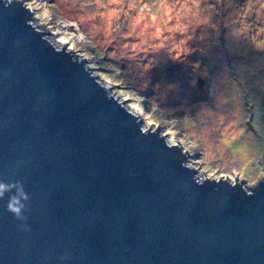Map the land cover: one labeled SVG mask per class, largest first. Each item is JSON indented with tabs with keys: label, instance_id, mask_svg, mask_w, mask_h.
Segmentation results:
<instances>
[{
	"label": "water",
	"instance_id": "95a60500",
	"mask_svg": "<svg viewBox=\"0 0 264 264\" xmlns=\"http://www.w3.org/2000/svg\"><path fill=\"white\" fill-rule=\"evenodd\" d=\"M0 0V264H264V177L201 179L187 153ZM77 57V55H76Z\"/></svg>",
	"mask_w": 264,
	"mask_h": 264
},
{
	"label": "rangeland",
	"instance_id": "374dc122",
	"mask_svg": "<svg viewBox=\"0 0 264 264\" xmlns=\"http://www.w3.org/2000/svg\"><path fill=\"white\" fill-rule=\"evenodd\" d=\"M22 1L199 178L263 181L264 0Z\"/></svg>",
	"mask_w": 264,
	"mask_h": 264
},
{
	"label": "clouds",
	"instance_id": "9594fccd",
	"mask_svg": "<svg viewBox=\"0 0 264 264\" xmlns=\"http://www.w3.org/2000/svg\"><path fill=\"white\" fill-rule=\"evenodd\" d=\"M15 188V195L8 198L6 203V210L10 212L16 219L24 220L25 217L22 215V211L25 209V204L22 201L29 199L28 195L23 191L22 185L19 182L15 184H5L0 182V198L3 197L5 192Z\"/></svg>",
	"mask_w": 264,
	"mask_h": 264
},
{
	"label": "bare ground",
	"instance_id": "6f19581e",
	"mask_svg": "<svg viewBox=\"0 0 264 264\" xmlns=\"http://www.w3.org/2000/svg\"><path fill=\"white\" fill-rule=\"evenodd\" d=\"M124 105H125V103H124ZM215 179H218V178H215Z\"/></svg>",
	"mask_w": 264,
	"mask_h": 264
}]
</instances>
